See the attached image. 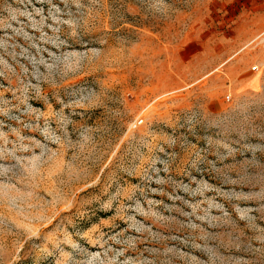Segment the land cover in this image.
<instances>
[{
  "label": "rangeland",
  "instance_id": "rangeland-1",
  "mask_svg": "<svg viewBox=\"0 0 264 264\" xmlns=\"http://www.w3.org/2000/svg\"><path fill=\"white\" fill-rule=\"evenodd\" d=\"M0 264H264V0H0Z\"/></svg>",
  "mask_w": 264,
  "mask_h": 264
},
{
  "label": "built area",
  "instance_id": "built-area-1",
  "mask_svg": "<svg viewBox=\"0 0 264 264\" xmlns=\"http://www.w3.org/2000/svg\"><path fill=\"white\" fill-rule=\"evenodd\" d=\"M255 70H257V67L255 66V67H253V71H255Z\"/></svg>",
  "mask_w": 264,
  "mask_h": 264
}]
</instances>
